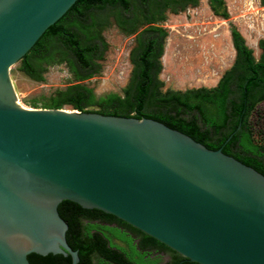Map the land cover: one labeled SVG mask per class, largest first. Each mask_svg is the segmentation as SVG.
<instances>
[{
    "label": "water",
    "instance_id": "95a60500",
    "mask_svg": "<svg viewBox=\"0 0 264 264\" xmlns=\"http://www.w3.org/2000/svg\"><path fill=\"white\" fill-rule=\"evenodd\" d=\"M77 1L0 0V264L32 253L78 263L62 201L191 263L264 264V176L253 168L151 119L18 104L11 67Z\"/></svg>",
    "mask_w": 264,
    "mask_h": 264
},
{
    "label": "trees",
    "instance_id": "16d2710c",
    "mask_svg": "<svg viewBox=\"0 0 264 264\" xmlns=\"http://www.w3.org/2000/svg\"><path fill=\"white\" fill-rule=\"evenodd\" d=\"M210 2L214 6L222 4V0ZM170 3L184 7V4L194 5L196 0H78L19 61L21 71L41 81L42 70L38 65L52 61L55 54H59L74 78L84 81L97 73L96 62L103 53L102 39L90 33L98 25V13H114L117 25L127 33H134L140 25H148L137 35L138 46L131 60V84L124 99L113 94L96 99L91 89L77 84L67 88L57 100L45 104V108L60 109L68 105L80 113L158 121L209 150L221 149L223 154L264 176V110L257 111L258 104L264 102V40L258 43L261 55L256 62L245 39L237 31H232L237 58L231 69L223 74L217 87L196 88L156 97L161 87L158 74L166 34L153 25L170 8ZM136 20L142 22L139 24ZM36 104L30 103L33 107ZM93 106L97 109H88ZM58 213L68 225L66 242L77 252V264H159V257L142 252L147 249L171 253L168 264H195L99 210L83 209L76 203L62 201L58 205ZM84 213H96L95 218H102L103 222L116 224L139 235V250L120 229L84 225L81 220ZM92 229L96 232L91 233ZM112 238L121 240L126 246L113 243ZM27 259L30 264H72L70 255L41 256L32 253Z\"/></svg>",
    "mask_w": 264,
    "mask_h": 264
},
{
    "label": "rangeland",
    "instance_id": "374dc122",
    "mask_svg": "<svg viewBox=\"0 0 264 264\" xmlns=\"http://www.w3.org/2000/svg\"><path fill=\"white\" fill-rule=\"evenodd\" d=\"M170 4L153 25L166 34L158 74L161 87L156 97L196 88H215L234 64L232 31H237L245 39L255 61L259 60L258 43L264 40L262 0H222L220 6H214L210 0H196L194 5L184 4V7ZM98 14V25L90 32L97 34L104 43L101 58L96 62L97 73L84 81H77L66 61L55 54L52 61L38 65L42 80L36 81L21 71V62H18L11 67L10 78L20 106L45 108V104L57 100L62 92L77 84L91 89L96 99L111 94L124 99L133 74L131 60L138 46L137 35L148 25H140L134 33H127L117 25L114 13ZM136 22L140 24L142 20ZM31 102L37 103L36 106H31ZM257 108L262 112L264 102ZM60 109L76 111L68 105ZM162 257V262L166 263L172 254L164 251Z\"/></svg>",
    "mask_w": 264,
    "mask_h": 264
},
{
    "label": "flooded vegetation",
    "instance_id": "af4514ba",
    "mask_svg": "<svg viewBox=\"0 0 264 264\" xmlns=\"http://www.w3.org/2000/svg\"><path fill=\"white\" fill-rule=\"evenodd\" d=\"M220 5L221 4H219L217 6H220ZM230 36H231L232 46L234 48L232 32L230 33ZM234 51H235V48H234ZM236 58H237V52L235 51V60H236ZM235 60H234V62H235ZM220 80H221V78L219 79L218 83L216 84V87L218 86ZM130 84H131V79L129 81V85ZM95 214L96 213H88V214H85L84 213V214H81V215H83V216H81V220L84 222L83 224L84 225H91V226L97 225V226H101V227H107V228H110V229H120V232H123L126 237H128L129 239H131L132 240V244L136 246V249L137 250H139V248L137 246L139 244L140 240H141V237L139 235L134 234L129 229L121 228V227L117 226L116 224H108L107 222H103L102 221V218L101 219L100 218H95L96 217ZM94 232H96V230L95 229H92L91 230V233H94ZM109 235H110V233H109ZM111 241L113 243H116V244L120 245V246H123V247L126 246L124 243L121 242V240H119L117 238H112ZM109 242H108L107 246H109ZM142 252L148 253L149 255H151V257H154V256L159 257L160 258L159 264H168L171 261L170 260L169 262H166V263L165 262H162L163 252H157L155 250H150V249H147L145 251L142 250Z\"/></svg>",
    "mask_w": 264,
    "mask_h": 264
},
{
    "label": "bare ground",
    "instance_id": "6f19581e",
    "mask_svg": "<svg viewBox=\"0 0 264 264\" xmlns=\"http://www.w3.org/2000/svg\"><path fill=\"white\" fill-rule=\"evenodd\" d=\"M19 104V103H18ZM21 107H23V106H21ZM23 108H25V107H23ZM25 109H30V108H25Z\"/></svg>",
    "mask_w": 264,
    "mask_h": 264
}]
</instances>
